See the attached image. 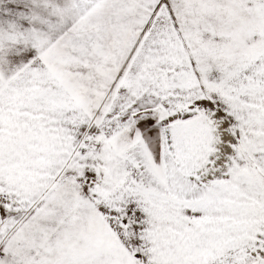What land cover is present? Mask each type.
<instances>
[{
    "label": "snow or ice",
    "instance_id": "6c2138e0",
    "mask_svg": "<svg viewBox=\"0 0 264 264\" xmlns=\"http://www.w3.org/2000/svg\"><path fill=\"white\" fill-rule=\"evenodd\" d=\"M0 264H264V0H0Z\"/></svg>",
    "mask_w": 264,
    "mask_h": 264
}]
</instances>
